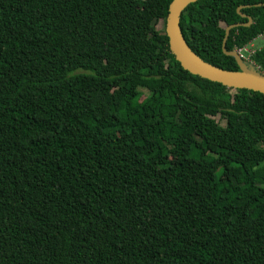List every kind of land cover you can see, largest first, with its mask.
Listing matches in <instances>:
<instances>
[{
  "label": "trees",
  "instance_id": "1",
  "mask_svg": "<svg viewBox=\"0 0 264 264\" xmlns=\"http://www.w3.org/2000/svg\"><path fill=\"white\" fill-rule=\"evenodd\" d=\"M172 1L0 0V264H264V95L183 69ZM263 3L198 0L183 36L238 71Z\"/></svg>",
  "mask_w": 264,
  "mask_h": 264
},
{
  "label": "water",
  "instance_id": "2",
  "mask_svg": "<svg viewBox=\"0 0 264 264\" xmlns=\"http://www.w3.org/2000/svg\"><path fill=\"white\" fill-rule=\"evenodd\" d=\"M198 0H173L168 8V16L166 20V34L169 38L170 51L175 56L176 60L181 64L183 69L193 75L220 83L226 87L234 89H247L259 92L264 95V75L254 70L249 69L242 61L237 52H228L226 50V42L233 28L239 26H249L252 19L249 17L247 24H234L227 27L225 39L223 41V51L226 55L232 56L237 61L239 66L238 71H230L215 67L201 60L195 55L188 46L180 26V19L185 9L192 3ZM259 4L258 6H262ZM241 7L238 8V13L241 14ZM194 59V60H193Z\"/></svg>",
  "mask_w": 264,
  "mask_h": 264
},
{
  "label": "rangeland",
  "instance_id": "3",
  "mask_svg": "<svg viewBox=\"0 0 264 264\" xmlns=\"http://www.w3.org/2000/svg\"><path fill=\"white\" fill-rule=\"evenodd\" d=\"M160 23L157 25L158 27H160ZM261 48H264V34L263 35H260L259 37H257L251 44H250V49L248 50H257V49H261ZM254 52V51H253ZM249 57V55H247ZM248 62V61H246ZM244 63L245 65L247 63ZM247 67L250 68L251 70H253L252 68L254 67L252 63H249L247 64Z\"/></svg>",
  "mask_w": 264,
  "mask_h": 264
},
{
  "label": "built area",
  "instance_id": "4",
  "mask_svg": "<svg viewBox=\"0 0 264 264\" xmlns=\"http://www.w3.org/2000/svg\"><path fill=\"white\" fill-rule=\"evenodd\" d=\"M238 54L242 57V58H247L246 55H252L253 51L248 50V48H243V49H239L238 50Z\"/></svg>",
  "mask_w": 264,
  "mask_h": 264
},
{
  "label": "clouds",
  "instance_id": "5",
  "mask_svg": "<svg viewBox=\"0 0 264 264\" xmlns=\"http://www.w3.org/2000/svg\"><path fill=\"white\" fill-rule=\"evenodd\" d=\"M244 48H248V49H250V46H246V47H244ZM239 50V49H238ZM238 50H236L235 52H237L238 53ZM252 51V50H251ZM254 52H255V50H253ZM253 52V53H254ZM251 56V55H250ZM250 56L248 57L247 55H246V57L247 58H242L241 56V59H242V61H243V63H244V60H246V61H248L249 63H252V61L251 60H249L250 59Z\"/></svg>",
  "mask_w": 264,
  "mask_h": 264
},
{
  "label": "bare ground",
  "instance_id": "6",
  "mask_svg": "<svg viewBox=\"0 0 264 264\" xmlns=\"http://www.w3.org/2000/svg\"><path fill=\"white\" fill-rule=\"evenodd\" d=\"M194 60V59H193Z\"/></svg>",
  "mask_w": 264,
  "mask_h": 264
}]
</instances>
